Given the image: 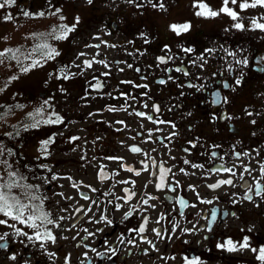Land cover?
<instances>
[{
	"label": "flooded vegetation",
	"instance_id": "flooded-vegetation-1",
	"mask_svg": "<svg viewBox=\"0 0 264 264\" xmlns=\"http://www.w3.org/2000/svg\"><path fill=\"white\" fill-rule=\"evenodd\" d=\"M242 2L229 0L234 20L222 12L196 14L200 3L219 11L223 0H15V12L31 14L24 15L33 36L26 43L37 54L44 45L58 53L39 59L38 85L25 92L39 102L44 122L24 137L39 139L42 151L26 155V184L33 186L27 188L40 198L31 202L60 226L46 225L55 242L37 241L35 229L0 213L7 221L0 224V235L7 233L0 264H186L185 257L264 264L252 251L264 247V193L255 195L264 164V30L252 25V19L264 23V7L241 9ZM73 24L59 39L60 26ZM184 24L179 33L172 28ZM57 116L62 122L45 123ZM45 140L52 141L46 150ZM159 165L171 170L163 188L156 187ZM226 179L233 183L210 187ZM245 182L253 186L251 201L243 198ZM124 189L135 193L127 202ZM144 217L145 232H130ZM245 236L249 247L240 248ZM229 238L237 250L217 247Z\"/></svg>",
	"mask_w": 264,
	"mask_h": 264
},
{
	"label": "snow or ice",
	"instance_id": "snow-or-ice-1",
	"mask_svg": "<svg viewBox=\"0 0 264 264\" xmlns=\"http://www.w3.org/2000/svg\"><path fill=\"white\" fill-rule=\"evenodd\" d=\"M89 3L92 2V0H88ZM231 2L233 4L237 3V0H231ZM229 3V0H223V5L219 11H214L212 9L209 8L208 5L204 4V3H200L198 6L201 9L200 11H198L196 14L197 15H207V16H211V17H215L218 14L225 13L227 15H229L232 19L236 20L238 18V15L235 11H233L232 9H230L229 7H227ZM15 4V0H0V9L5 8L6 6H11ZM257 6H261L264 7V0H251V2L249 3L248 0H243L242 3H240L239 7L241 9H247V8H255ZM159 7H163V4H160ZM60 11L59 8L56 9V13H58ZM56 13H53V15H55ZM25 16H29L31 15L29 12L25 11L23 13ZM39 16H43L45 15L44 12H40L38 13ZM13 17L11 16V14H7L4 16V20L9 21L12 20ZM60 19H64V17H60ZM264 19V18H262ZM76 22H79V18H76ZM252 25L260 30H264V23L258 22L256 19H252ZM236 28L240 29L243 28L244 25L237 23L234 25ZM173 30L177 31L178 33L180 31H184L187 30L188 25L184 24V25H172ZM75 29V24H73L72 26H68V25H61L60 26V32L61 35L58 37L59 39H65L67 38L68 34L71 33L73 30ZM43 47L47 48V45H44ZM96 47H98V45H96ZM6 51L11 52V49H8ZM18 51V50H17ZM187 51H191V49H187ZM53 54H58L55 53V50H52V52H49L48 55L49 57H51ZM81 55H83V53H81ZM0 56H4L3 52H0ZM89 67L91 66L90 62H85ZM243 63H247V61H243ZM38 64V62H35L32 66L35 67ZM23 71H28L29 69L27 67L22 69ZM177 71H181V69H177ZM64 78H68L67 76H65ZM13 79H15V77H13ZM160 83H164V81H160ZM237 83H239V81H237ZM99 85H97L98 87ZM192 85H189V87H191ZM215 99L213 100V103H219V94L216 93L214 94ZM45 103H47V101H45ZM145 107H147V105H145ZM154 107V111H159L158 106H153ZM112 110V109H110ZM250 114V113H249ZM136 115L144 117L146 114L143 112H137ZM147 119L149 120H153L152 116H147ZM62 122L61 118L59 116L56 117V120H52V119H48L47 121H45V123H59ZM154 123L157 121H153ZM122 123V122H121ZM159 123H167L165 121H159ZM254 123V122H253ZM32 127H35L36 125L33 124L31 125ZM173 127H175L173 125ZM72 139H78V138H72ZM52 141L51 140H45L43 141V146L46 150L47 145L50 144ZM132 152H140L141 149L137 148V147H133L131 148ZM186 151V149H185ZM215 155V153L213 154ZM241 155V153H236L237 158H239V156ZM243 155L247 156L248 153L245 152L243 153ZM108 159H120L118 157H109ZM185 163H189L187 160L184 161ZM0 163H3V161H0ZM154 163V162H153ZM193 167H202V165H193ZM129 172L133 171V169L128 168L127 169ZM144 170H147V165H144ZM218 171L220 169H217ZM158 171H159V183L156 185L157 188H163L165 187V178L167 176V174L171 171L170 169H166L165 167H163V165H159L158 166ZM181 171H183V169H181ZM223 171L228 172V173H232L233 175H235V173L233 172V169L231 168H227L224 167ZM259 171H260V179H257L255 181V195L256 196H261L262 193H264V185L261 184V180H264V164H260L259 167ZM244 172H247L249 174H251V170L248 167L244 168ZM136 175H140V172H136ZM9 176H15V173H9ZM101 176H103V173H101ZM243 178V177H241ZM53 179H55V177H53ZM255 179V178H254ZM122 183H128V181H122ZM134 183V182H133ZM233 183V181L231 179H226V180H222L219 181L218 184H213L210 185L211 188H216L218 187L220 184H225V185H231ZM17 186L14 183H7V184H0V213H3L4 216L6 217H10L12 220L14 221H18L20 223H27L29 227H31L32 229H35V240L40 241V240H46V241H52L55 242L56 237L52 234L51 230H49L46 225H55L56 227H59L60 225L57 224L54 220L50 219V214L43 212L40 207L38 205H29L26 203L21 202L17 197L11 195V189ZM178 186V185H177ZM27 187L31 188L33 186L28 185ZM38 188V186H35ZM191 187V186H190ZM245 187H246V192L244 195V199H247L249 201L252 200V195H249L248 193L253 191V186L251 184H247V182H245ZM2 189H7L8 191H4ZM169 190L171 191H175V188L172 187L171 185H169ZM92 191H96V189H92ZM125 193H128L127 198L125 200V202H127L128 200H130L132 198L133 195H135V193L131 192L129 189H124ZM193 191H195V189L193 188ZM28 199L30 201H35L37 199H40L39 197L35 196V195H30V194H26ZM235 195V194H233ZM84 199H88L87 196L83 197ZM197 198L199 199V194L197 193ZM148 199H155V197H149ZM204 203H210V201H202ZM93 203H95V201H93ZM143 204H148V200L145 199L142 201ZM179 204L180 206L183 208L186 205V201L184 199H180L179 200ZM194 206V205H193ZM122 207V205H117L116 208L117 210H119V208ZM133 209H135V206H133ZM79 211V209H78ZM28 213L27 216L25 215V213ZM132 215V211H128L124 214V219H128L130 216ZM181 215H183V213H181ZM228 213L225 212L224 216H227ZM234 215V213H233ZM216 213L215 211L213 212V220L215 219ZM60 219H64V217H60ZM37 220H39L41 222V224H37ZM100 221H106L108 224H111L112 221L111 220H107V218L103 215L100 216ZM99 222V221H97ZM159 222V221H157ZM7 221L6 220H0V224H6ZM147 223V217H144V221L143 223L140 224L138 229H129L130 232L132 231H136L138 233H144L145 232V224ZM41 225H44V230L41 231ZM10 227H14V225H9ZM16 234L17 235H26L27 238L29 240H33V236L27 235V233H23L21 232V230L19 228L15 229ZM87 231V230H85ZM102 231V229H101ZM152 231H154L156 233L157 236H162V233L164 232V229H152ZM173 231H175V226L173 228ZM185 231H187V229H185ZM7 235V233H5L4 235H0V240H4L5 236ZM120 242L124 243V239L123 236H121L120 238ZM106 243V241H105ZM128 243H133L132 239L128 240ZM148 243H152L151 241H148ZM154 246V245H153ZM6 247V244H0V248H4ZM41 247H43V243H41ZM217 247L219 248H227L228 251H235L237 250V246L236 244L229 238L227 239L224 243L222 244H217ZM249 247V243H248V237L245 236L243 238V242L240 244V248H247ZM93 251H95V249H93ZM115 250L113 249V252ZM252 251L256 252L258 251V259L261 261H264V247H261L260 249H252ZM12 259H15V256L11 257ZM185 262L186 264H199L198 259L196 257H193L192 259H189L188 257H185Z\"/></svg>",
	"mask_w": 264,
	"mask_h": 264
},
{
	"label": "rangeland",
	"instance_id": "rangeland-1",
	"mask_svg": "<svg viewBox=\"0 0 264 264\" xmlns=\"http://www.w3.org/2000/svg\"><path fill=\"white\" fill-rule=\"evenodd\" d=\"M7 14V8L0 9V52L4 53V56H0V96L4 97L7 95H15V93L22 91L19 88L25 84L34 83L37 86L38 84L36 81L38 80V76L39 78L41 77V72L37 76L36 69L38 67H33L32 65L37 59L53 58L55 54L51 57L48 55L52 50H55L56 53V49L49 45V49L46 48V50H49L47 54L40 58H34V52H27L30 47L27 46L26 41H30L33 36H28L29 34L26 32V22H18L16 25H13V19L9 21L4 20V16ZM8 49L12 51H6ZM25 67L29 69L26 72L22 70ZM13 77H15V79H13ZM32 86L35 87V85ZM37 109L38 108L35 107L34 117H32L33 114L29 116V111L34 112V106H31L30 103L23 104L20 110H17V113H14L12 110L5 111L2 115L0 131L8 133L12 125H17V122L22 118L26 119V123H28L29 126L34 121L42 120L44 115L40 112V109ZM40 130L41 128L36 129L37 132ZM18 142L20 151H23L24 154H28V156L33 155L35 152L37 153V145L40 143L39 139L32 140L31 138H24V141ZM12 152L13 150H11V153ZM13 157H15V155H13ZM18 161L24 163V161L19 159ZM23 165L20 164L14 171L15 176L8 177L4 172H0V184L14 183L17 186L11 189V195L17 197L23 203L34 205L33 202L27 201L28 197L26 194L29 193L24 184L26 172L24 171ZM11 167L13 169V166ZM6 168L7 165L5 163L0 164V170H5ZM2 190L8 191L7 189Z\"/></svg>",
	"mask_w": 264,
	"mask_h": 264
},
{
	"label": "trees",
	"instance_id": "trees-1",
	"mask_svg": "<svg viewBox=\"0 0 264 264\" xmlns=\"http://www.w3.org/2000/svg\"><path fill=\"white\" fill-rule=\"evenodd\" d=\"M32 85H35V87H36V84H34V83H28V84L21 86L19 89L22 90V91H20L22 93L18 92L17 95L20 97V94H21L22 95L21 98L25 99L26 98L25 92H26V90H32V88H33Z\"/></svg>",
	"mask_w": 264,
	"mask_h": 264
}]
</instances>
